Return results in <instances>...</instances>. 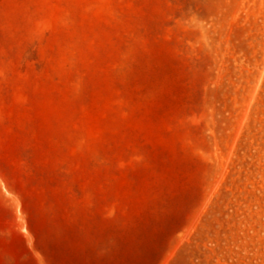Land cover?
I'll return each instance as SVG.
<instances>
[{
    "label": "rangeland",
    "instance_id": "rangeland-1",
    "mask_svg": "<svg viewBox=\"0 0 264 264\" xmlns=\"http://www.w3.org/2000/svg\"><path fill=\"white\" fill-rule=\"evenodd\" d=\"M0 264H264V0H0Z\"/></svg>",
    "mask_w": 264,
    "mask_h": 264
}]
</instances>
